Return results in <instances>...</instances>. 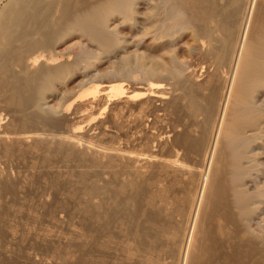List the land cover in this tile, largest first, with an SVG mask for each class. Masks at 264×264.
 <instances>
[{"label": "bare ground", "instance_id": "1", "mask_svg": "<svg viewBox=\"0 0 264 264\" xmlns=\"http://www.w3.org/2000/svg\"><path fill=\"white\" fill-rule=\"evenodd\" d=\"M0 11V93L14 106L4 103L6 125L0 111L4 150L28 147L26 134L14 131L19 123L49 124L59 133L55 148L68 158L83 150L80 140L89 147L109 136L118 111L102 115L113 99L120 110L139 95L160 102L149 110L150 146L101 144L104 154L123 160L107 168L105 158L101 180L89 182V237L75 227L68 235L38 230L39 241L56 244L54 264H68L76 243L88 248V264H264V0H13ZM185 33L190 44L180 41ZM141 45L166 59L137 54ZM107 59L114 64L99 71ZM126 65L139 73H129L125 87L112 79ZM75 73L84 75L77 90H61ZM51 128L42 133L55 136ZM30 148L22 152L32 156ZM189 159L210 165L204 189L202 167L188 178Z\"/></svg>", "mask_w": 264, "mask_h": 264}, {"label": "rangeland", "instance_id": "2", "mask_svg": "<svg viewBox=\"0 0 264 264\" xmlns=\"http://www.w3.org/2000/svg\"><path fill=\"white\" fill-rule=\"evenodd\" d=\"M10 1H13V0H0V7H2V5L4 3H6V4L10 3ZM141 9L142 8H140V9L138 8L139 12L143 11V9L142 10ZM0 13H1V11H0ZM123 30L125 31L126 29H123ZM189 37H190L189 34L185 33L180 38L181 43L184 42L183 44H190L191 38H189ZM74 38L67 39L65 41V43L60 48H63L65 46V44L68 45L70 43V41H72V39L76 40V37H74ZM144 42H147V39H144ZM66 47H68V46H66ZM66 47H64V48L65 49L69 48V47L68 48H66ZM133 47L135 48V46H130L128 50L134 49ZM144 48L148 52H146V50ZM137 49H136L137 54H139L141 52L140 55H145L146 58H148L149 56L151 58H157V56L159 55V52H161L160 53L161 57L163 55L162 50H157L155 48L148 49L145 46L141 45ZM140 49H142L144 51L142 52ZM181 50L178 51V54L181 56L184 55V57H187L188 54H187L186 50L185 49H181ZM65 52L66 51H64V53ZM150 52H152L153 54L152 53L147 54ZM157 52H158V55H157ZM179 52L180 53L182 52V53L180 54ZM154 53H156V55ZM120 54H125V53L121 52ZM160 55H159V57H160ZM154 56H156V57H154ZM159 57H158V59H159ZM163 58L164 57L161 58L162 61L164 59H166V57L164 59ZM111 59L113 60L114 58L112 57ZM111 59L110 60L107 59L110 62L106 60V61L99 63L97 69H99V71H100L102 68V70L104 71L105 68H107V67L110 68L109 65L112 66L114 64V63H112ZM106 63L107 64L109 63V64L105 65ZM126 67H127L128 71H127V69H125ZM134 68H135L134 66L131 67L129 65H126L124 67V69L127 72L124 73V75L116 76L115 78L112 79V81L114 83L115 82L116 83L121 82L125 87L129 86L131 83L129 82L130 77H128V74L130 73L129 75H131V74L137 75L139 73L138 69L135 68L137 70H134ZM93 72L94 71H91V73H93ZM79 76H81L83 78L84 75L78 74V73H75V75L73 74V77L70 80H68L67 83H65L66 85L64 84V86L61 87L62 88L61 90H65V89L66 90H72V89L78 87L77 83H78L79 79H81V77H79ZM85 76H87V74ZM102 79L105 80L106 78H102ZM124 80H126V81H124ZM126 83H128V84L126 85ZM165 86H167V85L165 84ZM74 90H77V88ZM131 90L135 93L142 92V89L137 88V87H133V88H131ZM1 93H0V95H1L0 96V104L1 103L2 104L0 105L1 106L0 111L3 112V113L1 112V114H3L1 116L3 118L1 120V123L6 125V124H8L9 121H11L9 116L7 119H6L7 115H6V117H4L5 112L9 109V106H7V105H10L11 108H13L14 106L11 105L10 102L9 103L7 102L6 95L4 94V92L2 94ZM146 96L147 95H145L144 97H143V95L137 96L136 99H134V101H132L131 104H129V106H127L128 108L122 107L121 110L118 108L117 109L114 108L115 106L117 107V105H116L117 103L114 101L115 99H113L112 102H110L111 105H108V107L106 108L105 112L102 115L104 117L107 115L111 116V114H112L111 110L118 111V112H116L114 120H111L113 118H110L109 121L111 123L109 121H107V125L109 122L108 128L109 127L111 129L113 128L112 130L110 129L111 135L109 134V136L104 137L103 143H94V144H91L89 147L88 146L84 147L83 146L84 144H82L84 142L80 140L82 146L80 145V142H79V145L81 146L80 148L83 147L82 148L83 150H76V151L72 150V152L70 150V152H71V153L69 152L70 155L67 154L68 158H67V156H64L62 154L63 153L62 150H61L62 153H59L60 149L55 148V147H58L59 141H60L58 139L59 137L57 136V135H59V133H58V131L56 132V127H53L49 124H47L48 127H47V125L46 126L44 125V127H42L40 125H35V124L30 125L31 122H26L25 124H23V126H26V129H25V127L20 128V126H22V125H21V123H19L20 122L19 119L16 121L20 125V126L16 125V128L14 125V128H15L14 131L17 133L16 135L26 134L25 136H26V138H28V141H29L28 143L30 144V142L32 141L31 143L35 142V144H33V145L28 144V147H25L26 149L24 148V146H20V148H18L19 146L17 147V145H11L4 150L2 148V144L0 143V146H1L0 147V250L1 249L3 250V248L5 250V251L4 250L0 251V264H26L29 262H30V264H41V260L45 261L46 259H50V261L49 260L47 261L48 264H54L55 258L52 257L51 255H53L54 252L56 251V248H55L56 244L55 243L51 244V243L43 241V240L39 241L42 232H39L38 230L46 231L48 229L47 231H49V229H50L51 230L50 232L53 231V233H59L61 235H65V234L68 235L70 232L69 228L75 227L74 229L78 230L81 233V235L83 236V238L86 239L87 237H89V225H88V220L86 218V212H84L85 207L88 204L87 193H88L89 182H90V180H92V182L93 181L94 182L100 181L101 180L100 175H101V172L103 171L104 167L107 166V168H108L110 163H111L110 165H112V163H113V164H115V166L118 165L120 167L119 164H121L122 163L121 160H123V158L121 156H120V158L116 157L114 154L112 155L111 152H108V153L105 152V154L107 153L106 154L107 157H106L104 152L100 151L99 148H100L101 144L114 142V141L115 142H121V144L124 146L126 144L129 147L125 146V148H127V149L129 148L131 151H135V149L136 150L142 149L145 146L147 147V146L151 145L152 142L150 141L149 130L151 131V126L154 125V116L151 115L152 112L149 110L157 108V106H159L160 102L156 101L153 103L152 102L153 100L151 99L152 101L151 100L150 101L152 103L149 104L150 101H146L147 100L146 98H148V96L147 97ZM2 97H3V99H1ZM58 99H59L58 95L54 96L51 100V103L56 104L59 101ZM2 100H3V102H2ZM140 102H142L143 104L146 102V104H147L146 107H145V105H143ZM157 102H158V104H157ZM4 103H8V104L7 105L5 104V106H4ZM152 104H153V106H152ZM133 105H135V106H133ZM140 106L142 107L141 109L139 108ZM147 107H148V111L150 113L147 111ZM152 107H154V108H152ZM111 108H113V109H111ZM138 109H140V111L142 113L139 112ZM136 110H137V112H136ZM138 113H139V115L141 113V116L145 115L142 123L141 122L139 123V120L134 118L135 115H137ZM118 114L120 115V117ZM132 114H133V116H131V117H133V118H130V115H132ZM110 116H107V117L109 118ZM116 116H118V117H116ZM128 117L131 120L133 119L132 121L130 120L131 123H130ZM124 118H126V119H124ZM115 119L117 121H115ZM150 120L152 123H150ZM2 121H4V122H2ZM5 121H6V123H5ZM126 122H128L129 124ZM145 122H147L146 123L147 125L145 124ZM49 126L52 127L51 129L52 130L54 129V131H55L54 132L55 136L53 134L52 135L53 137L51 135H48V134H47L48 136L44 135L45 134L44 130L47 132L48 129H50ZM59 127H57V129L59 128V132H61L62 126H59ZM45 128H48V129L46 130ZM21 129H24V131ZM38 129H39V131H37ZM139 129H141V130H139ZM42 130H43L44 134L42 133ZM52 130H49V131H52ZM40 131H41V133H40ZM143 131H144V133H143ZM112 132H114V133H112ZM7 134L8 133H5V135H6L5 136L6 138L4 137L5 142H6V140L10 141L8 139L12 138L11 136H10L11 138L8 137L9 134L8 135ZM33 134H35V135H33ZM42 134L44 136H46V137H44L45 140L42 139L43 138ZM32 135L35 138H38V136L40 135V136H42V138L39 136V138L37 140V139H34V137H32ZM30 137L33 138V140ZM51 137H52L53 142L50 139ZM131 138L137 139L139 141L138 142L136 140L138 142V144L132 143ZM47 139H48V141H46ZM124 140H126L127 142ZM147 140H149V141H147ZM43 141H45L46 143L49 142V144H51V145L54 143H56V144H54V146L53 145L50 146L48 144V146H49V148H48L47 144H45V142H43ZM61 141H64V140H61ZM124 142H126V143H124ZM130 142H131V144H130ZM6 143H8V142H6ZM39 143H42V145H41L42 147L41 146L37 147ZM43 145L45 146V148L43 147ZM134 145H136V146L134 147ZM14 146H16V147H14ZM30 146H31V148H30ZM32 146H34L35 149L38 150V152L34 149V147L32 148ZM141 146H144V147H141ZM29 148L33 152L32 156H29L30 155L29 150L27 151V149H29ZM37 148H39V149H37ZM53 148L56 151H54ZM17 149H18V151L15 152L14 150H17ZM24 149H25L26 153H29V155L26 154L25 152L24 153L22 152V151H24ZM164 149L165 148H163V150ZM11 150H12V152H11ZM47 150H50L49 151L50 153ZM9 151L11 152V154L8 153ZM44 151L45 152L47 151L46 153H48V154L46 155ZM1 152H4L5 154L1 153ZM35 152L39 153V155H37V153H35ZM43 152H44V154H43ZM14 154H16V155H14ZM34 154H36V155H34ZM20 156H22V157H20ZM42 156H46L47 159H46V157H42ZM109 156H110V158H108ZM65 157L68 159V161ZM105 158H107L109 160V162H107L108 164L105 163V164H107L106 166L104 163L101 166V163L107 160ZM110 159H111V161H110ZM186 164H187V169H188V178L189 179L195 178L197 169H199V167H202V165L196 161H193V160L190 161V159H189V162L186 161ZM118 166H117V168H118ZM209 166L204 165V167H202L203 173L205 172V175L203 174L204 177H202L200 180V184H201L202 189H204L206 186V182H207L208 175L210 172V170L208 171ZM101 168H103L102 171H101ZM94 173H96V175H94ZM206 175H207V177H206ZM92 176H94V178L99 177V179L95 180L92 178ZM90 178H92V179H90ZM203 179H205L206 181ZM44 198H46V199H44ZM17 208L20 210H18ZM15 209L17 210V212ZM13 210H15L16 213ZM58 210L64 211L61 213L60 217H57V215H56ZM12 212H14V215ZM9 217H10V219H9ZM12 217H14V218H12ZM8 224H10L11 227ZM26 226H27V228H26ZM7 227H9V228H7ZM10 228L12 229L13 232L10 231L11 230ZM8 229H10V230L8 231ZM34 230H35V232H34ZM31 231H33V232H31ZM37 231H38V233H40L39 234L40 236H37L38 235ZM9 232H11V234L13 233L14 237L12 235L10 236ZM69 246L74 250L75 255L72 257V259H70L67 262L68 264H88L87 257L89 256V251H88V248L86 246L81 245V243L79 245H78V243L70 244ZM49 253H50V256H48ZM36 257H37V259H36ZM44 257H46V258L44 259ZM52 258H54V259H52ZM34 259H35V261H34ZM51 259H52V261H54V263L51 261Z\"/></svg>", "mask_w": 264, "mask_h": 264}]
</instances>
